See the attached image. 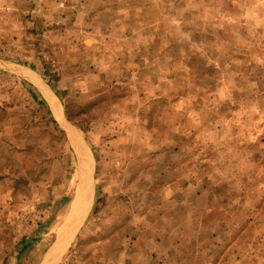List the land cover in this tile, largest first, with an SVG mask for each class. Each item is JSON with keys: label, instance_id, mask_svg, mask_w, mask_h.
Instances as JSON below:
<instances>
[{"label": "rangeland", "instance_id": "1", "mask_svg": "<svg viewBox=\"0 0 264 264\" xmlns=\"http://www.w3.org/2000/svg\"><path fill=\"white\" fill-rule=\"evenodd\" d=\"M27 71L90 166L55 264H264V0H0V264L45 262L80 182Z\"/></svg>", "mask_w": 264, "mask_h": 264}, {"label": "bare ground", "instance_id": "2", "mask_svg": "<svg viewBox=\"0 0 264 264\" xmlns=\"http://www.w3.org/2000/svg\"><path fill=\"white\" fill-rule=\"evenodd\" d=\"M31 81L35 82L36 80L35 78H31ZM40 90L43 93V95L46 97L47 103L52 109L54 115L56 116L57 122L64 123V119L60 114L61 112L60 104L57 101V99L53 97V95L48 91V88L46 90L40 88ZM67 129H68L67 132H69V134L73 139L74 142L73 144L77 146L75 147L77 150V155L79 156V160H80V182L78 183L79 188H78L77 197L72 207V211L69 213L70 216L67 227L63 230L57 246L52 250V252L50 251L51 252L50 255H48V257L46 258L43 264H55L56 261L61 257L62 252L66 248L69 239L73 236V234L76 231V228L79 226L82 220H84L83 218L87 212L92 196L91 184L90 181L88 180L87 177L88 175L86 176V174L89 173V168H90L89 162H87L83 153V149L79 143L80 138L78 137V135L75 134V132H73L72 129L69 128Z\"/></svg>", "mask_w": 264, "mask_h": 264}, {"label": "crops", "instance_id": "3", "mask_svg": "<svg viewBox=\"0 0 264 264\" xmlns=\"http://www.w3.org/2000/svg\"><path fill=\"white\" fill-rule=\"evenodd\" d=\"M27 75H28V78L27 77H25L29 82H31L34 86H36L37 87V89H39L40 90V88L41 89H47L48 88V91L53 95V97H55L56 99H57V97L51 92V90L49 89V87L47 86V85H45V83H44V81L40 78V77H37L36 75L34 76V75H32V73L31 72H28L27 71ZM33 76V77H32ZM31 78H35V82H33V81H31ZM38 79H39V81H38ZM41 91V90H40ZM45 99V98H44ZM46 101V100H45ZM57 101L59 102V100L57 99ZM47 102V101H46ZM48 104V103H47ZM59 104H60V102H59ZM50 107V106H49ZM60 108H61V112H60V114H61V116H62V118L64 119V123H60V122H58L59 124H60V126L63 128V129H65V130H68L67 128H69V129H71L72 128V126H70V124L68 123V121L66 120V118H65V116H64V113H63V111H62V107H61V104H60ZM50 110H51V112H52V114H53V116H54V118H55V120L57 121V119H56V116L54 115V113H53V111H52V109L50 108ZM66 125V126H65ZM172 227V226H171ZM181 230H182V228H181V226H176L175 225V229L172 231L171 230V232H170V234H169V236H171V237H180V235H181Z\"/></svg>", "mask_w": 264, "mask_h": 264}, {"label": "trees", "instance_id": "4", "mask_svg": "<svg viewBox=\"0 0 264 264\" xmlns=\"http://www.w3.org/2000/svg\"><path fill=\"white\" fill-rule=\"evenodd\" d=\"M23 251L25 250V249H22Z\"/></svg>", "mask_w": 264, "mask_h": 264}]
</instances>
